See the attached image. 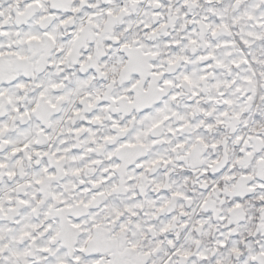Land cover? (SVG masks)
<instances>
[{"label": "snow or ice", "instance_id": "6c2138e0", "mask_svg": "<svg viewBox=\"0 0 264 264\" xmlns=\"http://www.w3.org/2000/svg\"><path fill=\"white\" fill-rule=\"evenodd\" d=\"M0 264H264V0H0Z\"/></svg>", "mask_w": 264, "mask_h": 264}]
</instances>
